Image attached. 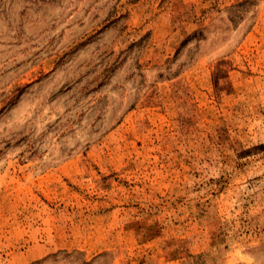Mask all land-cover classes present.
I'll return each mask as SVG.
<instances>
[{
    "label": "rangeland",
    "instance_id": "1",
    "mask_svg": "<svg viewBox=\"0 0 264 264\" xmlns=\"http://www.w3.org/2000/svg\"><path fill=\"white\" fill-rule=\"evenodd\" d=\"M0 264H264V0H0Z\"/></svg>",
    "mask_w": 264,
    "mask_h": 264
}]
</instances>
